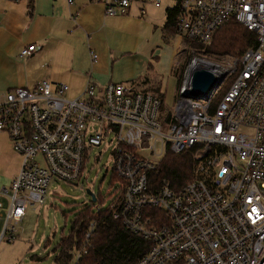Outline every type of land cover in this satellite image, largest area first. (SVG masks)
Instances as JSON below:
<instances>
[{
    "label": "built area",
    "instance_id": "obj_1",
    "mask_svg": "<svg viewBox=\"0 0 264 264\" xmlns=\"http://www.w3.org/2000/svg\"><path fill=\"white\" fill-rule=\"evenodd\" d=\"M92 1L108 17L127 15L132 2ZM176 1L183 40L206 48L233 22L255 35L254 47L226 64L190 50L165 119L156 96L122 83L100 90L88 83L78 98L50 81L0 92V133L22 158L9 189L0 192L7 202L0 201V244L14 241L28 207L44 203L52 180L78 182L89 151L112 136L118 186L111 217L149 245L134 264H264V0ZM35 51L25 47L20 57ZM196 69L221 80L207 96L190 93ZM157 147L159 159L142 155H155ZM184 157L186 178L173 184L162 175L164 165ZM95 228L89 226L86 241ZM85 254L78 251L75 264Z\"/></svg>",
    "mask_w": 264,
    "mask_h": 264
},
{
    "label": "crops",
    "instance_id": "obj_2",
    "mask_svg": "<svg viewBox=\"0 0 264 264\" xmlns=\"http://www.w3.org/2000/svg\"><path fill=\"white\" fill-rule=\"evenodd\" d=\"M167 9L132 0L127 15L108 17L92 0H0V92L50 81L68 86V97L78 98L88 83L99 90L122 83L163 105L177 67L176 60L165 59L164 47L181 38H164ZM31 45L36 51L21 58L20 51Z\"/></svg>",
    "mask_w": 264,
    "mask_h": 264
},
{
    "label": "rangeland",
    "instance_id": "obj_3",
    "mask_svg": "<svg viewBox=\"0 0 264 264\" xmlns=\"http://www.w3.org/2000/svg\"><path fill=\"white\" fill-rule=\"evenodd\" d=\"M156 1L160 3V11L163 12L166 8L175 7L177 3L176 0ZM185 49L186 46L181 38L173 39L164 47L165 59L169 57L171 63H174L175 60L177 62L179 54ZM195 57L202 60L199 56L195 55ZM192 58L189 51H184L182 54L181 61L183 62L181 64H184L185 70ZM227 60L226 58H213L210 61L215 64H226ZM183 73L184 71L182 77ZM174 76L166 87L163 97V114H161L163 119L175 106L177 94L175 70ZM231 80L232 78L227 80L228 84ZM222 94L221 91L215 97V102L221 98ZM112 140L113 137L108 136L101 147L89 151L78 182L71 184L57 180L50 182L44 203L28 207L26 216L17 227L14 241L0 244V264H54L55 258L59 254L58 248L61 240L70 235L76 214L84 210L83 207H89L91 214L110 211L111 195L114 194V189H117L118 186L117 178L113 175L114 144H110ZM159 154V147H157L155 155L148 152L142 153L150 160L159 159ZM21 162L22 158L13 150L8 136L0 133V192L3 189H9L10 180L18 174ZM87 192L94 195L95 203H92ZM0 199L5 200L1 196ZM72 254L73 258L69 264H75L78 257L77 251Z\"/></svg>",
    "mask_w": 264,
    "mask_h": 264
},
{
    "label": "trees",
    "instance_id": "obj_4",
    "mask_svg": "<svg viewBox=\"0 0 264 264\" xmlns=\"http://www.w3.org/2000/svg\"><path fill=\"white\" fill-rule=\"evenodd\" d=\"M177 14V4L174 8L166 10V23L163 28L166 40L176 33ZM184 42L186 49L179 54L175 69L178 86L182 72L185 71L184 64H181L183 62L181 56L184 51L194 50L197 54L209 59L228 58L235 60L240 58L249 48L254 47L255 35L230 22L215 33L211 44L206 48H201L197 44L185 40ZM162 108L163 105L161 114H163ZM187 162H189V157L170 158L164 165L162 175L173 184H180L186 178L184 167ZM83 208L84 210L76 214L70 235L61 240L58 248L59 254L55 258L54 264H69L72 258L71 254L80 250H86V254L83 255L78 264H134L147 252L148 243L113 220L110 211L91 214L89 207ZM92 223L95 224L96 228L90 239L86 241V234Z\"/></svg>",
    "mask_w": 264,
    "mask_h": 264
},
{
    "label": "water",
    "instance_id": "obj_5",
    "mask_svg": "<svg viewBox=\"0 0 264 264\" xmlns=\"http://www.w3.org/2000/svg\"><path fill=\"white\" fill-rule=\"evenodd\" d=\"M210 71L196 69L191 74L190 86L191 95L197 96H207L210 92L220 83ZM91 198L92 203L96 202L94 195L87 192Z\"/></svg>",
    "mask_w": 264,
    "mask_h": 264
},
{
    "label": "bare ground",
    "instance_id": "obj_6",
    "mask_svg": "<svg viewBox=\"0 0 264 264\" xmlns=\"http://www.w3.org/2000/svg\"><path fill=\"white\" fill-rule=\"evenodd\" d=\"M207 67H208V68H212V66H209V65H208Z\"/></svg>",
    "mask_w": 264,
    "mask_h": 264
}]
</instances>
